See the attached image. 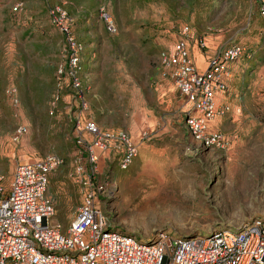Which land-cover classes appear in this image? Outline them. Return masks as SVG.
Here are the masks:
<instances>
[{"label":"rangeland","instance_id":"1","mask_svg":"<svg viewBox=\"0 0 264 264\" xmlns=\"http://www.w3.org/2000/svg\"><path fill=\"white\" fill-rule=\"evenodd\" d=\"M54 5L66 11L81 47L84 109L75 107L66 74L57 75L59 66L65 71L67 52L50 21ZM184 26L191 39L205 41L193 51L198 68V53L242 48L228 65L225 93L216 95L226 110L208 122L222 148L201 146L185 131L188 105L158 62ZM87 120L102 130H124L136 147L124 170L114 150L101 152L91 167L99 206L114 228L144 242L161 231L202 235L253 218L264 223V29L256 0H0L2 184L20 162L59 156L45 193L52 223L64 229L85 190L74 175L76 159L89 168L73 130ZM19 125L26 131L14 139ZM150 178L154 184L144 190L141 183Z\"/></svg>","mask_w":264,"mask_h":264},{"label":"built area","instance_id":"2","mask_svg":"<svg viewBox=\"0 0 264 264\" xmlns=\"http://www.w3.org/2000/svg\"><path fill=\"white\" fill-rule=\"evenodd\" d=\"M256 3L264 29V0ZM49 16L67 52L65 71L59 66L57 75L66 74L75 107L84 109L86 101L78 76L80 44L60 5L52 6ZM103 17L107 30L112 31L109 18L105 14ZM179 32L180 37L170 48L159 52L158 62L188 105L184 112L185 131L201 146L222 148V136L209 130L208 122L226 110L223 103L216 104V95L225 93L230 77L228 65L240 57L242 48L230 44L211 54L197 52L202 58L198 68L193 51L205 48L204 39H191L186 26ZM12 102L16 99L12 98ZM25 131V127L17 126L13 138ZM73 131L76 148L89 168L76 159L74 175L85 190L73 219L65 229L51 221L53 208L45 189L49 172L62 163L59 156L47 155L16 164L6 186L0 176V264H264V223L258 218L236 228L214 229L202 235L161 231L144 242L114 228L99 206L100 188L91 182V167L101 152L114 150L117 167L126 169L136 154L135 144L124 130H102L90 120L76 121Z\"/></svg>","mask_w":264,"mask_h":264},{"label":"bare ground","instance_id":"3","mask_svg":"<svg viewBox=\"0 0 264 264\" xmlns=\"http://www.w3.org/2000/svg\"><path fill=\"white\" fill-rule=\"evenodd\" d=\"M142 187L144 188V190L147 188V190H150L152 188V184H154V180H152L151 178L150 179H147V180H144L142 181ZM184 187L183 186V183H181L179 185V188H182Z\"/></svg>","mask_w":264,"mask_h":264},{"label":"crops","instance_id":"4","mask_svg":"<svg viewBox=\"0 0 264 264\" xmlns=\"http://www.w3.org/2000/svg\"><path fill=\"white\" fill-rule=\"evenodd\" d=\"M73 219V218H72Z\"/></svg>","mask_w":264,"mask_h":264}]
</instances>
